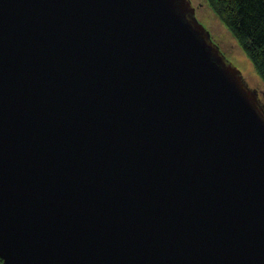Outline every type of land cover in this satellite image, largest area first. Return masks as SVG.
Listing matches in <instances>:
<instances>
[{"label":"water","instance_id":"obj_1","mask_svg":"<svg viewBox=\"0 0 264 264\" xmlns=\"http://www.w3.org/2000/svg\"><path fill=\"white\" fill-rule=\"evenodd\" d=\"M0 264H264V104L190 0H0Z\"/></svg>","mask_w":264,"mask_h":264},{"label":"trees","instance_id":"obj_2","mask_svg":"<svg viewBox=\"0 0 264 264\" xmlns=\"http://www.w3.org/2000/svg\"><path fill=\"white\" fill-rule=\"evenodd\" d=\"M205 1L264 83V0Z\"/></svg>","mask_w":264,"mask_h":264},{"label":"rangeland","instance_id":"obj_3","mask_svg":"<svg viewBox=\"0 0 264 264\" xmlns=\"http://www.w3.org/2000/svg\"><path fill=\"white\" fill-rule=\"evenodd\" d=\"M195 8V17L211 34L213 41L220 47L227 60L236 66L249 88L258 91V97L264 104V83L253 65L217 16L208 7L205 0H190Z\"/></svg>","mask_w":264,"mask_h":264}]
</instances>
